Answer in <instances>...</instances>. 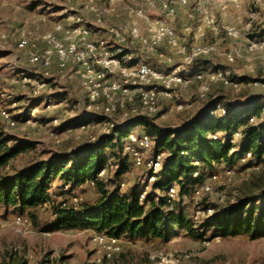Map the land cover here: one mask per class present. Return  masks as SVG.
<instances>
[{
	"label": "rangeland",
	"instance_id": "374dc122",
	"mask_svg": "<svg viewBox=\"0 0 264 264\" xmlns=\"http://www.w3.org/2000/svg\"><path fill=\"white\" fill-rule=\"evenodd\" d=\"M105 1L96 0V6L103 10V20L98 22L95 15L85 11V0H0V102L9 107L12 115L20 118L18 124L10 126L0 115V129L5 135L13 137L8 144L23 142L28 145L10 161L4 171L10 172L27 163L48 159L53 153H65L86 142L95 141L102 134L110 132V122L116 124L123 120L120 114L94 119L85 111V93L75 79L69 76L72 62L60 72L55 57L48 67L34 65L29 61L31 51L46 47L43 37L47 32H55L57 37L64 39L63 31L55 30V23L59 21L64 26L70 25L72 20L69 15L74 13L82 16L84 23L90 26L93 38L103 37L112 42L113 49L120 47L114 52L121 51L119 55L125 54L126 61L143 57L151 61L154 59L153 63L164 67L178 63L180 56L166 45H161L162 51L171 55L174 62L159 60L146 52L137 40L131 41L129 27L133 20L138 22L142 32L145 31L144 20L131 15V9L143 7L151 18H166L179 33L184 25L193 27L199 23L203 12L215 16V31L206 28L197 42L213 43L216 51L196 66L227 68L237 84L213 83L205 96H200L196 84H193L187 94L183 92L182 101L186 106L182 110H177L171 100L160 96L158 108L151 115L145 114L136 100L134 106L137 111L161 127L172 130L182 127L201 113L205 101L215 96H224L234 101L244 100L254 94L264 96V51H248V33L253 29H264V0H240L238 4L230 0H205L201 6L189 0L185 5L177 4L176 14L169 17L158 8L149 9V0H115V9L110 12L104 10ZM226 25L238 29L240 36L234 38L226 35ZM111 27L119 29L125 39L114 41L109 31ZM2 34H6V38ZM22 34L29 37L30 44L20 49L17 43ZM189 41L192 42V37H189ZM226 52L235 55L233 62L225 59ZM247 58L252 62L250 67L244 65ZM41 79L46 81L45 85H41ZM44 95L54 96L55 102L47 105L41 101ZM34 99H37V104L32 105ZM12 101L16 104L13 105ZM215 109V113H221V108ZM262 116L250 122L263 120L264 110ZM83 118L91 120L85 130H69L58 126L70 119L78 121ZM130 130L137 133L145 131L141 125ZM239 130L232 133V143L240 139ZM215 134L222 135L220 132ZM105 153H109V148H106ZM153 153L154 144L150 149L142 151V156L147 158ZM227 168H230V173L226 171ZM201 173L202 181L195 184L200 190L199 194H176L174 200L198 232L203 231L199 225L205 218L236 202L240 196L254 195L255 206L264 202V158L251 166L242 162L239 155L232 166L215 164L213 168L203 167ZM214 173L217 174L216 178L213 177ZM112 174L113 171L105 177L109 179ZM145 174L146 169L134 166L129 157V168L120 177L125 182L120 192L128 193L136 184L142 185L141 179ZM106 186L111 188L112 185L108 182ZM207 186L210 190H207ZM68 189L70 186L63 187L59 178L50 181L49 202L37 206L34 218L28 215L30 225L14 224L13 216L22 213L0 205V264H167L169 261L175 264H264V234L255 238L247 233L223 237L212 228L197 237L180 229L178 234L167 241L156 238L129 239L123 236L121 250L108 258L94 243L95 230L92 228L54 227L53 211L59 203L80 208L84 203L94 204L100 197L95 183L77 186L75 190ZM176 189L178 192L177 186ZM148 191H151V185ZM151 193L154 198H158L167 192L156 189ZM206 205L213 207L212 212L204 210ZM170 207H173L172 204L165 209Z\"/></svg>",
	"mask_w": 264,
	"mask_h": 264
},
{
	"label": "trees",
	"instance_id": "16d2710c",
	"mask_svg": "<svg viewBox=\"0 0 264 264\" xmlns=\"http://www.w3.org/2000/svg\"><path fill=\"white\" fill-rule=\"evenodd\" d=\"M248 37H264V29H253ZM36 100L31 104H37ZM217 104L224 108V113L214 112ZM263 108L262 94L239 101L215 96L205 101L199 115L175 130L161 127L142 115L114 126L111 132L102 134L95 141L65 153H53L48 159L27 163L10 172L4 170L28 145L23 142L8 144L13 137L0 129V205L34 218L37 206L49 202L50 181L59 178L63 187L69 185L72 189L90 179L100 192L98 200L94 204L84 203L80 208L59 203L53 211L55 228H92L129 239L156 238L164 241L178 234L180 229L197 237L212 228L223 237L247 233L255 238L264 234V202L255 206L254 195L240 196L236 202L215 211L200 223L203 231L198 232L179 204L174 203L175 199L169 202L167 195L154 198L151 192L156 189L167 192L170 186L176 185L177 195H188L193 193L195 184L202 181L203 167L213 168L215 164L232 166L235 159L247 151H251L258 160L264 158V118L258 123L250 122L253 116L263 117ZM74 121L67 120L66 124ZM139 125L154 140V152L166 153L157 178L151 184V191L142 201L139 199L141 185L136 184L128 193L120 192L119 188L120 177L129 168L123 138L128 130ZM238 130L241 137L237 143H232V133ZM217 132L222 135L214 138L212 135ZM106 148H109L108 154L105 153ZM109 158L116 164L112 177H97ZM108 182L111 188L106 186ZM171 204L173 207L165 209Z\"/></svg>",
	"mask_w": 264,
	"mask_h": 264
},
{
	"label": "built area",
	"instance_id": "2783aa9c",
	"mask_svg": "<svg viewBox=\"0 0 264 264\" xmlns=\"http://www.w3.org/2000/svg\"><path fill=\"white\" fill-rule=\"evenodd\" d=\"M188 1L149 0L147 5L149 9H160L169 17L176 14L177 4L185 5ZM194 1L200 6L205 2V0ZM230 1L238 4L240 0ZM114 2L115 0L105 1L104 10L107 12L113 11L115 9ZM84 9L88 14L95 15L98 22H102L103 10L96 6V0H85ZM130 13L133 16L141 17L144 20L145 27V31L142 32L141 26L136 20H133L129 27L131 41L137 40L142 48L155 58L173 63V57L167 55L161 49V45H166L174 54L179 55L181 60L168 67L157 66L151 60L143 57L130 63L131 59L129 61L124 59L125 54L119 55L121 51L119 53L114 52V50L121 49L120 47L116 46L117 48L113 49V44L109 40L103 37L93 38L90 26L84 23L82 16L74 13L69 15L72 20L70 25L64 26L59 21L55 23V30L63 31L64 39L57 37L55 32H47L43 37L46 47L42 49L36 48L31 51L29 61L34 65L40 64L43 67H48L55 57L60 72L67 68L69 62H72L73 67L69 76L75 79L77 85L85 93V111L90 113L94 119L114 114H120L123 118L120 123H109L110 132L114 126L121 125L125 120L136 119L144 115L137 111L134 106L136 100L145 114L151 115L158 108L160 96L171 100L177 110H182L186 106L182 101L183 92L190 89L193 84H196L197 92L200 96H205L213 83L237 84V81L231 77V71L227 68H202L201 66H196L202 58H206L216 51L213 43L203 44L197 42L198 37L204 33L206 28L215 31L217 21L213 14L203 12L199 23L193 27L188 24L184 25L179 33L166 18H151L146 14V9L143 7H135L131 9ZM224 30L225 34L230 37L237 38L240 36V31L234 26L226 25ZM109 31L113 35L114 41L120 42L125 39L119 29L111 27ZM2 37L6 38V34H2ZM189 37H192V42L189 41ZM29 44V37L22 34L17 43L18 48H26ZM248 51L251 53L263 52L264 37L249 38ZM224 57L228 62L235 60V55L232 52L224 53ZM251 64L250 58H247L244 64L245 67H250ZM45 84L46 81L42 80L41 85ZM262 85L264 86V82ZM55 100L56 98L52 95H44L41 98V101L47 105L55 102ZM12 104L15 105V101H12ZM216 108H221V113L225 112L220 104H217ZM0 115L10 126L18 124L20 119L12 115L9 107L1 102ZM254 118V116L251 117L250 121H253ZM90 121L83 118L68 124L64 121L59 123L58 126L60 125L64 129L69 130L71 128L85 130L90 126ZM212 136L214 138L218 137L216 134ZM123 140L124 150L132 159L134 166L146 169V174L141 179L142 185L139 193V199L142 201L148 192L149 186L157 178L165 153L159 151L154 152L147 158L142 156V151L148 150L153 146V140L145 132L137 133L128 130ZM240 160L247 162L251 166L256 165L259 161L251 151L241 154ZM115 168L114 160L109 158L97 173V177H105L111 171L114 172ZM226 171L230 173V168H227ZM216 176L217 174L214 173L213 177L216 178ZM86 183H94V181L88 179L75 187ZM124 185L125 182L121 179L119 181L120 190ZM66 186L69 187V185ZM206 188L210 190V187L207 186ZM199 192L200 190L194 187L193 194L197 196ZM176 194V186H170L166 193L168 201L174 200ZM61 205L65 206V203H61ZM204 210L212 212L213 207L207 205ZM12 222L16 225H30L31 219L27 214H17L13 216ZM93 241L99 251L108 258L118 253L122 248V236L108 235L105 232L95 231ZM167 264H175V262L169 261Z\"/></svg>",
	"mask_w": 264,
	"mask_h": 264
},
{
	"label": "crops",
	"instance_id": "0c3cea01",
	"mask_svg": "<svg viewBox=\"0 0 264 264\" xmlns=\"http://www.w3.org/2000/svg\"><path fill=\"white\" fill-rule=\"evenodd\" d=\"M184 93L187 94V93H188V90L184 91ZM55 179H57V178H55ZM53 180H54V179H53ZM74 188H75V187H73V188L70 189V190H75ZM122 238H123V236H122Z\"/></svg>",
	"mask_w": 264,
	"mask_h": 264
}]
</instances>
